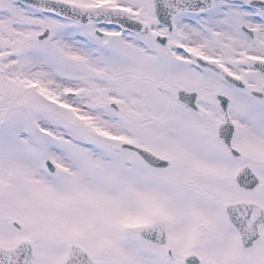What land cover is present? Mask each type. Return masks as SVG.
Returning a JSON list of instances; mask_svg holds the SVG:
<instances>
[{
    "label": "snow or ice",
    "instance_id": "snow-or-ice-1",
    "mask_svg": "<svg viewBox=\"0 0 264 264\" xmlns=\"http://www.w3.org/2000/svg\"><path fill=\"white\" fill-rule=\"evenodd\" d=\"M0 264H264V0H0Z\"/></svg>",
    "mask_w": 264,
    "mask_h": 264
}]
</instances>
